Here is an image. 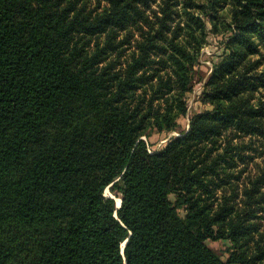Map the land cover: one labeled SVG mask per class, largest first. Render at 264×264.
Wrapping results in <instances>:
<instances>
[{
  "label": "trees",
  "instance_id": "16d2710c",
  "mask_svg": "<svg viewBox=\"0 0 264 264\" xmlns=\"http://www.w3.org/2000/svg\"><path fill=\"white\" fill-rule=\"evenodd\" d=\"M154 1L0 0V264H264V0Z\"/></svg>",
  "mask_w": 264,
  "mask_h": 264
},
{
  "label": "rangeland",
  "instance_id": "374dc122",
  "mask_svg": "<svg viewBox=\"0 0 264 264\" xmlns=\"http://www.w3.org/2000/svg\"><path fill=\"white\" fill-rule=\"evenodd\" d=\"M175 1V0H174ZM160 0H156L151 4L152 10H157ZM180 5L177 6L179 8ZM206 41L203 47L201 48L197 62L195 63L193 69V86L192 91L187 94L186 104L187 111L186 114L181 117L178 121V128L170 133H152L150 138L143 139L147 143V149L150 152H157L164 148L166 143L170 140L171 137L179 136L181 132H186L189 128L190 119L197 115L201 114L207 109H211L208 105H205L201 98L202 93L205 89V82L211 74L213 67L219 62L224 54H226V41L225 37L221 35L212 34L210 31V25L206 22ZM261 95V96H260ZM254 97H261L264 99V89L259 88L254 92ZM107 196H112L109 190H106ZM171 199L173 197L171 196ZM120 200V199H119ZM207 246L216 252L223 259H226L228 256L227 250L230 247V243L227 240H217L212 241L208 240L206 242Z\"/></svg>",
  "mask_w": 264,
  "mask_h": 264
},
{
  "label": "bare ground",
  "instance_id": "6f19581e",
  "mask_svg": "<svg viewBox=\"0 0 264 264\" xmlns=\"http://www.w3.org/2000/svg\"><path fill=\"white\" fill-rule=\"evenodd\" d=\"M116 200V204L119 205L120 204V200L119 199H115Z\"/></svg>",
  "mask_w": 264,
  "mask_h": 264
},
{
  "label": "water",
  "instance_id": "95a60500",
  "mask_svg": "<svg viewBox=\"0 0 264 264\" xmlns=\"http://www.w3.org/2000/svg\"><path fill=\"white\" fill-rule=\"evenodd\" d=\"M120 203H121V199H120ZM116 207H117V208H119V207H120V204H119V205H117ZM123 245H125V243H124Z\"/></svg>",
  "mask_w": 264,
  "mask_h": 264
},
{
  "label": "built area",
  "instance_id": "2783aa9c",
  "mask_svg": "<svg viewBox=\"0 0 264 264\" xmlns=\"http://www.w3.org/2000/svg\"><path fill=\"white\" fill-rule=\"evenodd\" d=\"M150 152V151H149Z\"/></svg>",
  "mask_w": 264,
  "mask_h": 264
}]
</instances>
